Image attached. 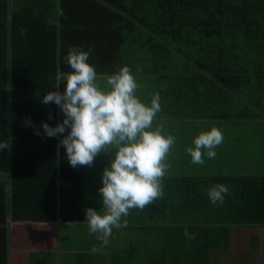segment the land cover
<instances>
[{"label":"crops","instance_id":"0c3cea01","mask_svg":"<svg viewBox=\"0 0 264 264\" xmlns=\"http://www.w3.org/2000/svg\"><path fill=\"white\" fill-rule=\"evenodd\" d=\"M135 76L143 101L159 93L154 76ZM160 103L154 124L176 138L167 154L171 166L162 177L163 196L143 210L130 209L122 218L127 223L106 240L90 233L83 220L85 207H101L96 189L111 153L98 154L91 166L72 167L62 146L57 153V138L48 150L35 131L14 134L15 146L24 147L14 157L18 181H12L10 144L7 170L0 173V264H264V128L184 118ZM212 126L224 136L216 156L192 163L185 149ZM12 183L18 217L10 208ZM218 183L229 188L223 204L207 196ZM32 216L45 219L31 221ZM185 227L193 238L185 236Z\"/></svg>","mask_w":264,"mask_h":264},{"label":"trees","instance_id":"16d2710c","mask_svg":"<svg viewBox=\"0 0 264 264\" xmlns=\"http://www.w3.org/2000/svg\"><path fill=\"white\" fill-rule=\"evenodd\" d=\"M72 45L91 48L98 73L126 64L154 76L161 101L184 118L264 128V0H0V138L11 134L12 181L24 147L14 134L62 117L39 99L55 86L57 67L71 71L63 57ZM40 130L36 141L50 150L55 137ZM7 153L0 151V173ZM14 191L12 183L11 199ZM10 206L18 217L15 198Z\"/></svg>","mask_w":264,"mask_h":264},{"label":"clouds","instance_id":"9594fccd","mask_svg":"<svg viewBox=\"0 0 264 264\" xmlns=\"http://www.w3.org/2000/svg\"><path fill=\"white\" fill-rule=\"evenodd\" d=\"M58 13L63 10L57 8ZM23 31V30H22ZM91 48L72 45L63 60L71 71L57 67L56 83L44 92L39 102L58 106L62 117L55 124L41 120L43 135L57 138V153L61 146L64 157L72 167L91 166L100 153H111L100 173L99 209L87 206L84 220L90 233L106 240L113 228L127 223L130 209L145 207L163 196L162 177L170 164L167 154L175 143V136L162 132L154 124L161 111V96L152 94L145 102L136 95L139 87L129 66L121 65L111 73H98L89 60ZM103 80V86L100 81ZM64 82L63 90L59 89ZM52 119V114L48 113ZM29 126L33 122L26 118ZM223 132L216 126L200 131L185 150L192 163H204V158L216 156V146L223 142ZM10 138H0V151L9 147ZM227 185L215 184L208 188L207 196L213 204H223ZM185 236L193 238L185 227Z\"/></svg>","mask_w":264,"mask_h":264},{"label":"water","instance_id":"95a60500","mask_svg":"<svg viewBox=\"0 0 264 264\" xmlns=\"http://www.w3.org/2000/svg\"><path fill=\"white\" fill-rule=\"evenodd\" d=\"M10 61H11V59L9 58V64H10Z\"/></svg>","mask_w":264,"mask_h":264},{"label":"rangeland","instance_id":"374dc122","mask_svg":"<svg viewBox=\"0 0 264 264\" xmlns=\"http://www.w3.org/2000/svg\"><path fill=\"white\" fill-rule=\"evenodd\" d=\"M103 86V85H102Z\"/></svg>","mask_w":264,"mask_h":264}]
</instances>
